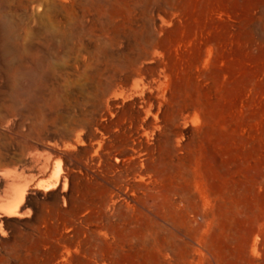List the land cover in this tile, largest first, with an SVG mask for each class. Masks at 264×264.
Segmentation results:
<instances>
[{
    "label": "rangeland",
    "instance_id": "obj_1",
    "mask_svg": "<svg viewBox=\"0 0 264 264\" xmlns=\"http://www.w3.org/2000/svg\"><path fill=\"white\" fill-rule=\"evenodd\" d=\"M46 1L24 3L12 44L28 47L25 53L0 44V264H264V0H175V22L159 31L171 52V61L159 57L172 97L167 104L194 106L180 126L190 143L180 151L182 175L175 182L189 194L173 211L137 192L130 194L149 211L122 197L106 209L95 206L101 191L77 164L118 154L123 120L110 114L111 96L97 93L98 80L81 73L82 66L100 37L119 54L126 46L102 28L91 9L94 0H58V11L48 10ZM121 1L111 0L124 17L113 26L127 27L139 41L146 11L137 5L124 11ZM9 8H0V38L14 13ZM63 10L83 12L81 55L70 44L55 61L40 23L49 13L64 27ZM27 31L34 38H26ZM37 61L50 75L45 86L61 93L47 103L42 122L24 110L43 80L33 71ZM18 72L26 78L17 80L22 94L14 105L7 88Z\"/></svg>",
    "mask_w": 264,
    "mask_h": 264
},
{
    "label": "bare ground",
    "instance_id": "obj_2",
    "mask_svg": "<svg viewBox=\"0 0 264 264\" xmlns=\"http://www.w3.org/2000/svg\"><path fill=\"white\" fill-rule=\"evenodd\" d=\"M25 1L0 0V8L2 9L14 7V13H10L7 16L8 27L5 29H8L1 36L0 44L1 46L6 44L11 49L9 51H15L16 54L19 52L25 53L28 48L24 47L25 45L19 48L12 44V41L21 29H18L19 22L26 13L27 6L24 5ZM93 2L91 9L102 28L108 32L111 31L116 39L124 41L126 48L122 54H119L107 42L105 36L102 35L103 37H100L99 35L100 38L98 37L97 44L92 49L90 48V61L82 66L84 72H80L88 75L91 74L93 79L98 80L99 92L97 93L111 96L107 103L108 111L110 114L116 115L123 120V124L121 125L124 137L118 141L120 148L118 154L114 153L115 155H110L102 153L98 157H92L90 166H86L80 158L76 169L78 171L79 169L80 171L82 170L83 172L81 173H84V177L91 179L96 185L95 187H99L101 193L98 199L94 200H97L95 206L100 210L106 209L110 206V203H115V199L122 197L125 201L149 211L144 205L138 203L130 192H137V194L140 193L148 197L153 203L158 204L166 211L177 210L181 204H186V198L189 194L184 186L181 187L175 183L180 175H182L178 163L182 159L184 160V155L180 151L184 150L190 143L186 139L189 137H185L184 130L180 126H182L181 124L187 116L192 113L194 106L186 103L184 106L173 109L171 105L167 104L170 99L172 100V97L165 89L167 78L165 72L166 66L159 57L162 55L169 56L167 60L171 61V52L169 47L164 44L163 39H161L159 31L165 28L164 24L166 22H175L174 17L179 11L180 4L178 6L175 0H159V2L133 0L131 3L125 0L121 1L120 8L118 6L119 9L125 11L137 5L138 8L136 6L133 7L135 10L141 9L142 11H146L142 14L136 11L139 15L141 14L139 20L140 25L143 27L139 41H136L131 37L129 31H125L127 27L123 29L122 27L113 26L117 18L123 20L124 17L123 14L119 13L117 8H114L111 0H94ZM58 3V0H49L47 2L48 10L58 11L60 8L58 7ZM82 16V10L80 12L65 10L62 14L64 20L61 19L65 22L64 27H61L62 25H59L58 21L56 22L49 13L43 17L40 16L42 17L40 27L51 41L49 48L47 47V54L51 59L55 61L61 60L64 52L60 49L68 47L70 44L74 45L72 46L75 48L77 55H81L79 34L85 28ZM29 31H27L26 38L29 37L30 40L32 31ZM6 45L5 47H7ZM5 50L7 51V49ZM202 55L203 53L201 52L195 64H199L202 61ZM8 59L6 60L9 61ZM107 62L109 63L107 64ZM33 67V71L37 74L40 73L37 76L42 75L43 80L33 88V92L38 97L31 98L26 103L24 110L26 113H30L36 122H42L47 115V103L49 101H59L61 93L59 87L45 86L46 82L50 80V75L49 72L42 69L40 61H37ZM101 75H105V77L99 78ZM20 76L22 75L19 72L13 75L12 83L7 88V95L14 105H17L21 99L22 90L18 87L17 83V80L21 78ZM20 80L18 81L20 82ZM28 87L30 88V85ZM24 97H26V94ZM96 106L97 111L102 113L104 110L102 104L97 101ZM92 148L93 146L89 145L87 150L84 149V155ZM64 159L68 163L69 160L66 157ZM186 174L188 175L187 172ZM62 183L66 185V180L63 179ZM59 192L64 195L62 190ZM15 196L16 194L14 193ZM110 210H112L111 207ZM104 217L106 222H108L106 213ZM162 222H165V220L159 218L156 224L162 226ZM166 241L168 242L167 238Z\"/></svg>",
    "mask_w": 264,
    "mask_h": 264
}]
</instances>
